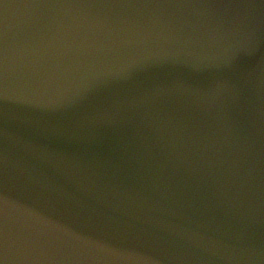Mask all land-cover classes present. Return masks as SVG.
Returning <instances> with one entry per match:
<instances>
[{
	"label": "water",
	"instance_id": "1",
	"mask_svg": "<svg viewBox=\"0 0 264 264\" xmlns=\"http://www.w3.org/2000/svg\"><path fill=\"white\" fill-rule=\"evenodd\" d=\"M0 264H264V0H0Z\"/></svg>",
	"mask_w": 264,
	"mask_h": 264
}]
</instances>
